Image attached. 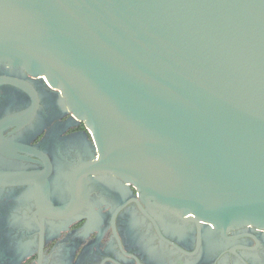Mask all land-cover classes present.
Listing matches in <instances>:
<instances>
[{"label":"water","instance_id":"obj_1","mask_svg":"<svg viewBox=\"0 0 264 264\" xmlns=\"http://www.w3.org/2000/svg\"><path fill=\"white\" fill-rule=\"evenodd\" d=\"M0 60L63 87L98 170L264 226V0H0Z\"/></svg>","mask_w":264,"mask_h":264},{"label":"flooded vegetation","instance_id":"obj_2","mask_svg":"<svg viewBox=\"0 0 264 264\" xmlns=\"http://www.w3.org/2000/svg\"><path fill=\"white\" fill-rule=\"evenodd\" d=\"M100 155L62 86L0 60V264H264V226L148 198Z\"/></svg>","mask_w":264,"mask_h":264}]
</instances>
